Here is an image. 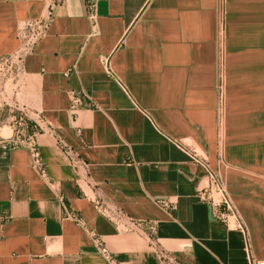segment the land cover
<instances>
[{"label":"crops","instance_id":"0c3cea01","mask_svg":"<svg viewBox=\"0 0 264 264\" xmlns=\"http://www.w3.org/2000/svg\"><path fill=\"white\" fill-rule=\"evenodd\" d=\"M50 6L21 71L0 72V264H108L90 231L119 264H250L248 244L264 260V0H99L95 18L86 0H0V61ZM17 111L47 178L11 144ZM210 171L229 226L198 196Z\"/></svg>","mask_w":264,"mask_h":264},{"label":"built area","instance_id":"2783aa9c","mask_svg":"<svg viewBox=\"0 0 264 264\" xmlns=\"http://www.w3.org/2000/svg\"><path fill=\"white\" fill-rule=\"evenodd\" d=\"M99 0H86L88 9L92 18H95V8ZM53 19V7L50 6L46 16L34 20L26 21L19 30V38L21 46L19 50L11 57L5 58L0 61V72L11 74L12 70L17 69L21 71L22 64L27 55L34 52L40 40L44 37ZM223 82L221 80L220 93L223 97ZM223 99V98H222ZM223 103V100L221 101ZM78 104V98L73 97V109ZM3 107L0 105V110ZM12 128L14 131L13 137L10 139L13 147H26L32 157V165L40 172L42 177L47 178L46 165L42 159L41 150L36 139V131H32L29 127V122L26 116L17 111L12 115ZM3 137L0 134V142ZM199 161V160H198ZM210 184L208 188L200 191L198 196L201 200L209 201L214 207V217L216 220L225 223L229 226L230 218L238 217L237 211L233 202L225 188L224 180L219 172L210 171ZM159 203L169 209H175L176 205L168 200H160ZM98 212L111 218V212L106 208L102 201L96 202ZM65 215L68 219L74 221L78 226L87 229L85 219L75 211L65 208ZM238 227L244 229L242 222ZM90 235L94 244L96 245L100 255L107 261L108 264H119L112 256L110 250L104 244L101 237L90 231ZM250 264H264V260H260L251 255L250 246L248 244Z\"/></svg>","mask_w":264,"mask_h":264},{"label":"rangeland","instance_id":"374dc122","mask_svg":"<svg viewBox=\"0 0 264 264\" xmlns=\"http://www.w3.org/2000/svg\"><path fill=\"white\" fill-rule=\"evenodd\" d=\"M4 112L5 111H2V115H4ZM11 114L13 115V112H11ZM26 119H27V121L29 122V127H30V129H32V131H38V129H39V127H38V123H36V122H34V121H32V120H30L29 118H27L26 117Z\"/></svg>","mask_w":264,"mask_h":264}]
</instances>
